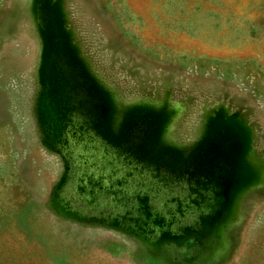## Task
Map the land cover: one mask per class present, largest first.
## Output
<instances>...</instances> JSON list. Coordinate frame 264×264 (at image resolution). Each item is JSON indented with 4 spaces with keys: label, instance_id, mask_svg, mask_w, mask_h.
I'll return each instance as SVG.
<instances>
[{
    "label": "rangeland",
    "instance_id": "1",
    "mask_svg": "<svg viewBox=\"0 0 264 264\" xmlns=\"http://www.w3.org/2000/svg\"><path fill=\"white\" fill-rule=\"evenodd\" d=\"M0 264H264V0H0Z\"/></svg>",
    "mask_w": 264,
    "mask_h": 264
}]
</instances>
